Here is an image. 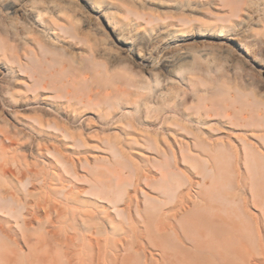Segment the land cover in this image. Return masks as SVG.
I'll use <instances>...</instances> for the list:
<instances>
[{"label":"bare ground","instance_id":"6f19581e","mask_svg":"<svg viewBox=\"0 0 264 264\" xmlns=\"http://www.w3.org/2000/svg\"><path fill=\"white\" fill-rule=\"evenodd\" d=\"M3 1L7 0L0 3ZM82 1L85 13L98 14L124 50L135 46L128 35L131 24L139 28L160 26L161 34L170 39L166 50H180L177 57L163 52L160 64L149 57L137 80L123 76L117 83L93 90L89 101L97 100L96 117L103 133L117 125L115 131L129 134L119 125L134 129V121L138 120L142 125L136 114L154 96H166L162 85L181 82L185 88L202 91L200 82L204 77L216 74L220 80L231 78L224 65L208 68L194 53V43L219 38L223 45L243 49L236 36L224 30L236 19H244L245 9L239 1L218 0L216 8L208 12L196 5L191 13L177 12L175 0H117L108 8L101 7L97 0ZM115 9L119 14L113 12ZM17 10L24 15L31 13L23 4H17ZM61 27L59 20L50 23L54 31ZM5 28L0 16V29L10 37ZM55 38L60 47L40 39L29 43L14 37L11 41L31 47L26 52L41 49L75 64L76 56L61 46L59 34ZM122 60L120 63L128 65L127 59ZM0 62L4 63L6 77L5 81L0 79V111H10L14 122L5 125H28L30 133L23 136L0 128V264H264L261 93L242 92L246 90L239 83L234 86L229 80L223 113L208 107L189 109L188 95L182 100L175 95L167 102L166 112L173 115L172 119H144L150 125H160L154 138H141L154 147L157 157L168 159V174L163 178L170 176L164 180L170 190L175 189L173 197L168 196L170 190L165 185L160 193L150 191L155 195H149L143 184L150 173L129 168L121 161L116 162L127 171L122 183L113 187L105 175L99 174L91 176L88 188H78L74 177L83 162L89 163L90 152V132H85L88 124L83 115L85 100L68 86L58 87L50 78L32 77L23 57L5 46L0 48ZM159 67L165 70L161 79ZM232 91L238 94L232 95ZM33 105H45L64 120L39 115L28 122L20 114ZM220 125H227L231 133L223 132ZM73 126L79 127L76 132ZM51 127L57 132L49 131ZM64 137L67 140L56 142ZM43 138L49 140L44 142ZM126 141L139 143L136 138ZM102 142L113 143V156H106L109 162L117 157L125 159L126 150L118 134L106 136ZM27 147L36 161L46 159L43 167L28 161L23 153ZM197 175L204 177L203 183L195 181ZM223 177L228 181L222 184L226 191L223 203H219L210 195V189ZM206 179L211 188L205 190ZM196 185L201 187L196 194L184 193V187ZM97 204L106 208H98ZM191 205L193 210H189Z\"/></svg>","mask_w":264,"mask_h":264},{"label":"rangeland","instance_id":"374dc122","mask_svg":"<svg viewBox=\"0 0 264 264\" xmlns=\"http://www.w3.org/2000/svg\"><path fill=\"white\" fill-rule=\"evenodd\" d=\"M97 1L101 7L108 8L110 4L115 3L117 0ZM175 1L176 3H174L176 6L178 5L177 12L179 13H191V9L194 6L196 7V5L203 8L205 12H208L207 10H214L216 3H218V0ZM235 1H239L242 8L245 9L244 14L242 13V19H244L242 21H240V18L236 19L224 30L226 33L236 36V40L241 42L243 49L236 48V46L231 44H227L228 46L223 45L219 38L206 42H196L193 45L194 53L201 58L208 68L216 69L218 65H224L225 71L231 78L226 79L227 81H224V79L220 80L216 74H213L211 78L204 77L200 82L202 91L191 87L185 88L181 82L175 83L174 86L162 85L161 91L166 96H154L141 109V112L136 114V118L141 119V122H143L142 125H140L139 120L134 121V129H131L127 124L119 125L126 128L129 134H125L124 131H115L114 128L117 125L109 127V129H106V133H103L102 125H100L96 117V115H99L95 105L97 100L93 98L92 101H89V96L92 97L93 90L96 87L102 86L104 89L106 85L119 82L123 76L131 77L133 80L139 79V71L144 70L146 60L149 57L155 59L158 64L165 57L164 53L177 57L180 50H166L170 39L161 34L160 26L139 28V26L134 24L129 25L128 35L133 40L135 46H133V49L124 50L118 45L112 34L108 32L104 21L98 14L85 13V9L87 8L82 0H7L0 3V16L6 26L5 29L10 33V37H8L3 29H0V48L5 46L9 48L10 52L22 56L23 61L29 66V73L32 77L38 79L40 77H47L54 80L58 84V87L66 88L68 86L78 98L85 100L87 104L83 115L88 124L85 125V132H90L88 139L90 152L87 154L89 163L83 162L78 167V174L74 177L78 188H88L91 176L99 174L105 175L113 187L118 183H122L126 179L127 171L116 162L119 161V163L122 162L129 168L138 167L142 169V172L150 173V179L143 184L144 190L149 195H155L150 191L160 193L162 185H165L169 191V184L164 179H168L170 176L163 178L165 174H168L166 171L169 164L168 159L157 157L154 147L147 144L141 138L146 135L154 138L156 132L161 130L160 125H150L145 122L144 119L147 116H149V120L152 122H160V118L162 117L172 119L173 115L166 112L168 109L167 102H170L171 98L175 95L177 99L181 100L184 99L185 95H188L187 100L190 102L188 105L189 109L208 107L216 113H223L222 106L225 100L229 98L226 86V82L229 80L233 82L234 86L237 85L236 83H239L242 89L246 90L242 92L251 94L250 92L254 91L261 93L264 97V0ZM17 4L29 6L31 9L30 15H24L18 11ZM64 4L68 6L67 9L64 7ZM44 8L47 9L45 10ZM217 9L219 10V8ZM113 12L115 14L118 13L116 9ZM56 20H59V24L62 27L54 31L50 28V23L56 22ZM62 23H65L66 26ZM259 29H262V32L258 33ZM57 34L62 38L63 45L61 46H65L68 53L76 56L77 61H75V64L70 59L64 58L61 55L48 54L41 49L37 53L26 52V49L30 50L31 47H26L25 45L18 46L11 41V38L14 37L20 42L29 43L34 39H40L48 41L51 44L58 43L56 45L60 47L59 42L55 38ZM254 34L255 36H253ZM122 59H127L129 61L128 65L120 63V61H123ZM3 66L4 63L0 62L1 81L6 80ZM262 66L263 69H260L259 67ZM157 70L160 74L159 79H161L165 70L162 67L157 68ZM236 93L235 91L231 92L232 95ZM31 107V109L25 110L20 114L28 122H34L33 119L39 115L46 119L59 117L62 121L64 120L62 115H58L45 105H33ZM172 107L174 108L175 106ZM36 110L39 111L36 113ZM42 110L45 115H42ZM11 114L7 109L0 111V128L6 127L9 130L21 132L23 136H30L29 130L26 128L28 125H5L7 121L10 124H14L12 119H10ZM219 127L223 132L231 133L227 129V125H220ZM77 128L79 127L73 126L72 131L76 132ZM48 130L57 132L54 127ZM115 134H118L122 140L126 150V157L124 160L120 157H112L116 163H111L106 159V156H113L114 151L111 149L113 143H103L102 139L106 136L112 137ZM135 138L139 143L126 141ZM63 139L67 140L64 137L57 139L56 142L59 140L63 141ZM48 140L49 138H43L44 142ZM64 147H67V145ZM23 153L27 155L29 162H36L38 166L41 165L43 167L42 164L46 159L41 158L36 161L34 152L32 153L29 147L23 149ZM187 165L190 166L189 164ZM117 176L121 177L118 179ZM193 178L195 181L203 183L204 177L202 175H197ZM220 181L219 184L221 185L218 184L212 189L209 179H206L207 184L204 188L205 190L206 188H211L210 195L215 199H219V203H223V196L226 190L223 189L222 184H226L228 180L223 177ZM171 183L174 185L175 182ZM200 188L196 185L195 187H184L183 190L186 191H184L185 194L190 195L196 194ZM174 193L175 189L173 188L168 192V196L173 197ZM97 206L98 208H106L102 204H97ZM191 207H189V210H193V205Z\"/></svg>","mask_w":264,"mask_h":264}]
</instances>
